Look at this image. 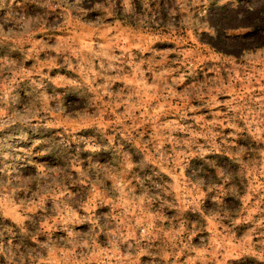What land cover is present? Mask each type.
Instances as JSON below:
<instances>
[{
	"label": "rangeland",
	"instance_id": "obj_1",
	"mask_svg": "<svg viewBox=\"0 0 264 264\" xmlns=\"http://www.w3.org/2000/svg\"><path fill=\"white\" fill-rule=\"evenodd\" d=\"M0 264H264V0H0Z\"/></svg>",
	"mask_w": 264,
	"mask_h": 264
}]
</instances>
